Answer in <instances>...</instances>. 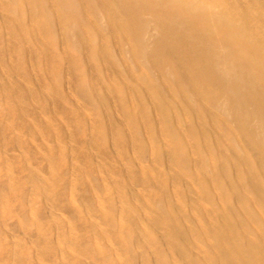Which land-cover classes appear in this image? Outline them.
Here are the masks:
<instances>
[{"label": "bare ground", "instance_id": "6f19581e", "mask_svg": "<svg viewBox=\"0 0 264 264\" xmlns=\"http://www.w3.org/2000/svg\"><path fill=\"white\" fill-rule=\"evenodd\" d=\"M0 264H264V0H0Z\"/></svg>", "mask_w": 264, "mask_h": 264}]
</instances>
